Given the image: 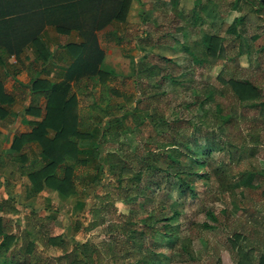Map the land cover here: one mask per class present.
I'll return each instance as SVG.
<instances>
[{
    "label": "rangeland",
    "instance_id": "374dc122",
    "mask_svg": "<svg viewBox=\"0 0 264 264\" xmlns=\"http://www.w3.org/2000/svg\"><path fill=\"white\" fill-rule=\"evenodd\" d=\"M131 4L133 7L130 9ZM130 7L131 18L126 19L125 16L122 24L117 25L118 29L103 33L107 36V43L102 49L108 47L112 51L105 49L110 55L107 54V63L100 64V69L110 74L111 90L102 94L97 73L88 72L70 78L60 73V67L55 68L57 74L48 80L64 83L74 90L81 85L84 89L79 96L81 105L102 99L117 106L115 114L124 124L111 133L100 148L121 160L116 158L109 165L104 178L99 174L102 184L111 182L116 187L114 174H123V163L129 161L128 154L138 149L137 153L146 156V151L139 148L147 141L152 143L154 136L167 139V124L172 126L179 121L177 119H182L177 123L182 126L184 119L189 118L192 123L199 124V116L207 123L202 126L214 130L220 138L215 144L200 140L192 146V157L183 161L203 177L190 188L178 178L164 179L152 176V172H145L139 180L138 187L143 188L148 176L157 181L160 179L159 192L157 189L153 191L152 187L142 191H152L155 197H166L165 211L170 218L159 221L155 226L166 223L170 236L162 235L163 231L156 232L154 236L148 232L144 220L156 203L146 202L145 205L138 190L134 197L128 196L132 204H118L116 210L105 211V224L84 233L75 227V219L81 214L76 202L81 198L87 203L83 210L85 226L90 218L87 209L94 202L96 204L94 194L96 191L103 194L100 189L94 192L95 188L89 187L84 190V197H79L60 195L50 187L31 194L30 188L24 184L0 187V198L9 195L19 202V214L8 216L10 233L14 237L10 249L29 241L33 243V254L42 257L41 260L32 259L31 264H44L43 260L52 261L69 252L76 242L82 243L87 239L93 243L108 241L117 233L115 230L111 235L107 231L110 222L123 223L127 229V232L115 235L120 242L118 249L143 257L145 250L151 247L160 254L161 264H257L260 256H264V183H260L258 188L236 186L235 183L243 174L241 172L264 173V117L260 111L245 108L235 89L223 83L219 76L226 71L227 75L238 79L264 81V59L260 60L256 50L264 44L262 22L246 0H131ZM241 17H244L243 22L238 20ZM232 24L236 25V34L228 32ZM207 35L219 39L214 56L205 55L203 39ZM119 50L130 58L129 65L125 64L121 69V63L115 58ZM262 55L264 58V52ZM194 56L204 58L203 63L195 62ZM132 60L135 68L141 71L137 77L134 76ZM24 79L22 82L29 85L31 80ZM11 86L9 84L8 87ZM140 87L145 89V96L140 94ZM208 94L212 95L210 100L206 99ZM192 101H196L198 106L192 113L180 106L182 102ZM16 103L14 110L19 112L10 116V120L16 122L9 123L10 127L22 133L31 132L25 123L30 125L40 118L23 112L28 102ZM218 106L227 115L242 114L238 128L232 132L239 142L233 148L226 132L219 130L222 119L215 113ZM191 122L184 125V129H179L180 134L190 136ZM155 129H158L157 133ZM53 134L54 131L50 130L47 136ZM35 142L41 150L40 143ZM12 145L9 144L10 148ZM9 146H5L7 150ZM33 147L38 150L34 143ZM230 148L234 151V161ZM11 168L14 177L19 179L16 169ZM81 188L76 186L78 192ZM103 205L110 207L111 203ZM173 211L178 214L174 215ZM35 216L44 217L43 224L37 226ZM28 218L31 220L29 223ZM141 237L145 241H140ZM133 260L129 257L126 261Z\"/></svg>",
    "mask_w": 264,
    "mask_h": 264
},
{
    "label": "trees",
    "instance_id": "16d2710c",
    "mask_svg": "<svg viewBox=\"0 0 264 264\" xmlns=\"http://www.w3.org/2000/svg\"><path fill=\"white\" fill-rule=\"evenodd\" d=\"M246 1L251 5L253 13L259 17L264 10V0ZM102 3L106 9L112 6V11H114L115 6L119 10L115 18L123 21L129 10L131 0H121L120 2L118 0H105ZM107 12L109 10H106ZM238 20L243 22L244 17ZM228 32L236 34V25L232 24ZM203 42L206 49L205 55L214 56L218 50L217 42H219V39H215L212 35H207L204 37ZM66 48L74 60L66 68L65 76L71 78L87 74L88 72L90 74L97 73L102 94L106 93L107 90H111L110 83L112 79L109 78L110 74L98 69L100 50L97 47L94 48L89 45L87 47V45L74 43L67 45ZM256 50L262 61L264 59L262 55L264 45ZM44 59L46 58L44 57ZM202 59L194 56L195 62L203 63ZM132 67L135 73L134 76L137 77L141 71L135 68L133 60ZM219 79L225 84H230L235 89V93L241 103H244L243 106L245 108H251L255 112L260 111V114L264 117V81L262 83L254 81L252 78L238 79L233 75H227L226 71L221 72ZM27 87L30 91V100L25 113L34 117H41V119L32 121V131L15 138L13 146L15 148L20 147V141L26 138L40 143L41 158L34 157V159H29L30 155L27 156V153L19 154V162L21 163L19 169L31 181L30 194L38 193L44 188V185L56 190L58 194L63 196L76 195L84 197L82 194H84V190H88L87 188L94 187V192L96 189H100L103 194H97V191L94 194L96 196V204L94 202L88 207L87 213L90 218L87 219L85 226L86 215L83 210L86 209L87 203L81 198L76 202L79 205L81 214L75 219V227L77 231L85 233L105 224V211L116 210L118 204L124 206L132 204L131 200H128V196L134 197L133 195L138 190L140 191L138 195L143 198L145 205H147L146 202H150L152 205L156 203L151 213L144 220V226L148 228V232L154 236L156 232L163 231L162 235L170 236L171 232L167 230L169 226L166 223L160 227L155 226L159 221L170 218L165 211L167 210L166 197L157 195L160 197L156 198L157 196L155 197L156 194L154 192L144 193L142 191L152 187L153 191L157 189V192H159L158 184L160 179L157 181L148 176L145 179L146 187L143 188L138 187V182L145 172H152V176L164 179L178 178L182 181V184L189 188L198 178H202L203 176L200 173H197L191 165L183 164V161L187 157H192V146L197 145L200 140L208 144H215L220 140L214 130L202 126L206 120L199 116L200 121L197 124L192 123L190 118L184 119L183 125L180 126L177 123L182 119H177L179 121H175V125L170 126L167 124L169 129L166 130L169 132L167 139L154 136L152 143L147 141L143 147L139 148L146 151V156H141L137 153L138 149L134 153H127L129 161L123 163V174H114L117 179V185L114 187L111 182L102 184L99 174L104 178L109 165L116 160H121L115 157L113 153L102 151V148H100L101 143L124 124L118 114H115L117 106L115 104H107L102 99L88 105H81L82 101L79 96H82L84 92L81 85L74 90L64 83H55L48 79L34 77ZM140 94L142 96L146 95L144 88L140 87ZM211 97L212 95L208 94L206 99L210 100ZM41 100H43L42 103ZM180 106L190 113L194 109H198L196 101L182 102ZM215 113L222 119V125H220L219 130L226 132L230 147L237 146L239 142L233 137L234 133L232 132L238 128V121L239 119L241 121L242 114L240 116L227 115L219 106ZM190 122L193 128L190 136L180 134L179 129H184L186 124ZM204 125H207V123ZM50 130H53L54 134L49 137L47 135ZM155 132L157 133L158 129H155ZM158 136L161 135L159 134ZM231 148L230 153L232 154V161H234V151ZM241 173L243 174L240 175L239 181L235 183L236 186L258 188L260 183H264L263 172L248 171ZM216 176L222 179L219 173H216ZM77 185L82 187L79 192L76 190ZM107 202L111 203L110 207L103 205ZM18 205L19 202L14 197L0 198V264H31L32 259H42L40 255L33 254V243L29 241H26L18 248L10 249L14 237L10 233L11 221L8 216L19 214ZM173 214L177 215L178 212L173 211ZM35 219L37 220V226L43 224L44 217L35 216ZM27 221L28 223L31 222L30 218ZM115 230H117V233L127 232L125 224L109 222L107 231L112 235ZM115 235L110 236L108 241L101 243H93L88 239L82 243L76 242L69 252L52 259V261L50 259L43 260V263L161 264L162 258L160 254L156 253L151 247L145 250L146 254L143 257H139L135 253L130 254L123 248L118 249L120 242ZM140 241H145V239L141 237ZM129 257L134 260L132 262L126 261ZM257 264H264L263 255L260 256Z\"/></svg>",
    "mask_w": 264,
    "mask_h": 264
},
{
    "label": "crops",
    "instance_id": "0c3cea01",
    "mask_svg": "<svg viewBox=\"0 0 264 264\" xmlns=\"http://www.w3.org/2000/svg\"><path fill=\"white\" fill-rule=\"evenodd\" d=\"M102 1L105 0H0V179H3L2 183L0 180V187H18L24 184L30 188L31 181L19 169V154L27 153V156L30 155L29 159L41 158V150L34 140L28 142V138L23 139L18 148L12 145V149L9 146L11 143L15 144V138L29 133H22L9 125L16 123L10 120L12 114L19 112L14 110L16 102L29 104L30 91L26 83L22 82L24 78L51 79L57 74L55 68L59 67L60 73L65 76L66 68L74 60L66 47L74 43L97 47L100 50L98 69L100 64L107 63L109 53L105 49L112 50L108 47L102 49L107 43V36L103 33L109 29H118L117 25H121L122 21L115 18L119 10L115 6L114 11L112 6L106 9L104 4H101ZM131 5L130 9L133 7V4ZM106 10L109 12L106 13ZM129 10L126 19L131 18ZM259 18L261 26L264 27V10ZM262 45L264 44L260 47ZM115 58L121 63L120 69L130 63V58L124 56L120 50ZM9 84L13 86L9 88ZM27 106L23 107V112ZM25 124L26 128L30 126L32 130L31 122L30 125ZM33 143L38 150L35 151ZM6 145L14 153L10 149L7 150ZM11 167L16 169L20 180L14 177ZM46 188L48 187L44 185L42 189Z\"/></svg>",
    "mask_w": 264,
    "mask_h": 264
}]
</instances>
